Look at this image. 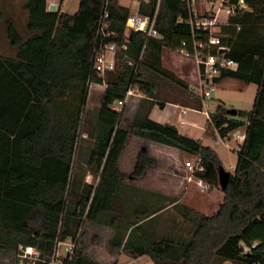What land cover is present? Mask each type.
<instances>
[{
	"label": "trees",
	"instance_id": "16d2710c",
	"mask_svg": "<svg viewBox=\"0 0 264 264\" xmlns=\"http://www.w3.org/2000/svg\"><path fill=\"white\" fill-rule=\"evenodd\" d=\"M243 1L247 9H236L220 27L228 48L224 58L237 67L221 70L213 83L233 78L254 84L253 105L249 111L237 110L239 119H234L219 104L205 129L214 135L216 128L225 136L245 127L224 189L218 183L220 161L211 146L149 118L153 106L163 108L166 102L202 108L203 98L162 65V49H178L191 35L182 0H160L155 27L164 39L151 38L145 47L142 34L126 26L129 7L108 0L109 29L115 35L103 42L117 46L118 62L102 77L92 71V62L103 0H78L72 15L47 11L46 0H23L22 30L15 23L19 16L0 5V36L10 46L7 54H0V264H9L4 261L9 255L16 264L30 261L21 257L28 246L37 251L34 264H48L56 237L73 238L80 227L70 264H98L87 253V239L95 237L91 229L101 214L111 216V226L116 224L122 181L118 163L129 134L198 158L203 169L193 175L221 189L223 197L214 212L197 215L188 239H157L138 227L128 234L113 228L111 253L146 255L152 264H264V0ZM156 4L142 2L139 13L152 15ZM88 81L104 88L94 113L86 110ZM131 83L146 98L124 121L128 106L121 112L111 106L124 99ZM85 111L92 119L84 121ZM83 125L89 127L83 131L86 137H81ZM155 163L147 151L138 152L132 175L141 176ZM87 173L97 178L95 184L84 180Z\"/></svg>",
	"mask_w": 264,
	"mask_h": 264
},
{
	"label": "crops",
	"instance_id": "0c3cea01",
	"mask_svg": "<svg viewBox=\"0 0 264 264\" xmlns=\"http://www.w3.org/2000/svg\"><path fill=\"white\" fill-rule=\"evenodd\" d=\"M119 3L123 6H126L121 2V0H119ZM46 5L47 11H49L48 7L50 5H55V3L51 2L50 0H46ZM55 11H57V6ZM19 15L20 17L23 15L22 11H20V14L17 16ZM9 50L10 46L5 39V36L1 35L0 52H9ZM161 58L163 67L176 74L177 77L182 79L188 85L191 91L195 92L196 87H192L190 83L198 81L199 84V68L195 64L194 69L191 70V72L188 71L190 63L189 59L191 58L180 54L177 49L172 51L169 47L162 49ZM225 79L226 78L222 79L218 83H212L211 85L205 87L209 90L212 99L215 97L212 93V91L214 92V87H216ZM130 101L134 102L133 108L128 109L127 107L124 114V121L129 120L131 114L135 111L141 99L135 98L131 99ZM154 109L159 111L157 114L158 119L156 120L151 118L152 111ZM189 111L201 112V110H195L190 107L182 106L181 104L174 101L166 102L163 108H160L157 105L153 106L149 113V118L162 124L173 125L179 131L176 124L178 121H181L183 124L184 121H182V118L187 114L186 112ZM194 128V124L191 123L190 128H188L186 131L184 130L179 132L189 137L199 139L201 142L202 136H216L215 134H207L205 131L206 128H203V132L200 133V136H197L196 132H193ZM238 130L245 131V127H240ZM127 149H129V152L127 151L126 153L128 154V157H133L131 159H134V162L130 166L132 170L135 165L136 155L142 150L147 152H149L151 149L157 150L158 154H165L166 159H162L163 164L160 167L156 166L155 163L154 166H147L145 172L141 176H134L132 175V170H123L121 166V163H123L124 153ZM151 152L153 153V158H158L157 152ZM183 153L184 152L175 147L129 134L127 143L119 158L118 164L122 172V179H128L130 184L125 186L123 189L125 204L121 205V203H119V206H115V212H118L120 206L123 208V210H119V214L117 216L115 215L116 224L114 226H111L110 222L108 223L110 230H113V228H119L128 234L134 230V227H138L140 232L144 235L157 239H188V236L196 225L197 215L204 214L201 210V207L206 203L207 197L205 196L201 198L196 193H191L189 191V183L192 181V179L195 180V178L185 166V161H187L188 158L184 159ZM158 164H160V162ZM149 167L155 168L149 170ZM124 173L127 175L124 176ZM147 179H155L157 180L158 184H156L155 187L145 186ZM135 181H139V187H135L133 185V182L135 183ZM213 188L216 187H209V189L207 188L206 190L211 191ZM118 191L116 195V202H118ZM220 202L217 203V207ZM98 225H101L100 220ZM120 253H124V251L120 250L115 254L111 253L110 251L108 252L109 256L115 259ZM126 255L128 256V259L132 260L133 263L135 260H138L141 257L145 258L144 256H146L142 255L138 257H132L129 254ZM143 264H152V261L146 258L143 260Z\"/></svg>",
	"mask_w": 264,
	"mask_h": 264
},
{
	"label": "built area",
	"instance_id": "2783aa9c",
	"mask_svg": "<svg viewBox=\"0 0 264 264\" xmlns=\"http://www.w3.org/2000/svg\"><path fill=\"white\" fill-rule=\"evenodd\" d=\"M148 1L149 0H130L135 10L134 13L129 14L126 20V26L129 30L142 34L144 47L151 38L157 40L164 39V36L160 34L155 27L160 0H157L156 8L152 15H142L139 13L141 3H146ZM182 1L188 8L189 15L186 23L190 27L191 35L188 40H182L179 43L177 51L194 60L196 66L199 68L200 87L198 91L195 90V93L203 98L201 112L205 116L207 123L211 124V117L214 114V110L210 108L208 102L212 100V97L209 90L205 87L213 83V78L218 76L221 70H233L237 67L234 61L224 58V54L227 52L228 48L221 41L220 27L228 23L229 17L236 13V9L246 10L247 6L243 0H238L236 4H228L227 0ZM107 2L108 0H103L101 14L97 20L95 36L96 39L100 38V41L94 47L92 62V71L101 77L107 72L114 71L115 65L118 62L116 56L118 50L117 46L112 43L108 44L103 42L104 38L115 35L114 31L109 29V14L106 10ZM179 22H181V20H179ZM92 85L93 83L88 81V86L91 87ZM135 98H146V94L131 83L125 92L124 99L113 103L111 108L121 112L127 102ZM213 131L217 136L213 138V144L218 145L220 142L228 146V141L233 138L239 143L236 150L245 138V131H240L238 128L228 132L225 136H220L216 128H213ZM185 166L192 175L194 171L203 169L198 158H195L193 162L190 160L185 161ZM194 178L201 187V190H205L209 187L202 179L195 176ZM80 231L81 227L73 238L60 239L56 237L48 264L71 263L78 247ZM241 245L245 250L248 249L243 242H241ZM255 245L256 243L252 244V246ZM36 254L37 251L33 247H26L21 257L28 258L30 261L23 262V264H34L33 261Z\"/></svg>",
	"mask_w": 264,
	"mask_h": 264
},
{
	"label": "rangeland",
	"instance_id": "374dc122",
	"mask_svg": "<svg viewBox=\"0 0 264 264\" xmlns=\"http://www.w3.org/2000/svg\"><path fill=\"white\" fill-rule=\"evenodd\" d=\"M50 1L55 3V5L57 6V10L61 11V13L69 14V15L74 14L77 11L78 5H79L78 0H50ZM121 2L129 7L130 13H134L135 8L131 4L130 0H121ZM22 3H23V0H0V5L2 6V8L5 9V11L7 12H11L16 18L18 17L17 15L20 14ZM22 16L20 17L19 15L18 17L19 19L15 20V23L17 24L19 30H22L25 25L24 17L22 18ZM2 30L3 29L0 28V32ZM178 38H179L178 36L173 37V39H178ZM170 49L172 51L175 50V48L172 46H170ZM0 54L5 55L7 54V52H0ZM189 60H190V63H189L188 71L191 72V70L194 69L195 62L194 60H191V59ZM190 84L192 85V87H196L197 91L199 90L200 84H198V81L192 82ZM103 89H104L103 87L95 86V85H92L91 87H89L88 102H87L86 110L93 111L92 113H94V110H96L98 103L100 101ZM212 93L215 97L214 99L208 102L212 110L216 109V107L219 104H221L226 110L235 109L239 111H249L251 110L252 105H253V100H254L255 93H256V86L254 84H246L243 81L238 80V79L226 78L216 87H214V92L212 91ZM133 103L134 102L129 101L126 104L128 106V109L133 108ZM157 111H158L157 109H154L152 111L151 118L154 120L158 119L157 114L159 113V111L158 112ZM92 113L91 112L88 113L87 111H85L83 115L84 121L87 118L92 119ZM186 113L187 114L184 115L182 118V121H184V123L182 124L181 121H178V123L176 124L177 128L179 129L180 132L184 130L186 131L188 128H190L191 123H193L195 126L193 132H196V135L200 136V133L203 132L202 129L206 128L208 124L207 121L205 120V116L201 112L189 111ZM228 116L234 119H239L238 115L237 116L228 115ZM88 128L87 126L84 127L83 125V128L81 130V133H82L81 137H86V132L83 133V131L85 129L88 130ZM215 137L217 136H214V137L209 136V135L202 136V144L211 146L215 150L219 158L220 166L224 170L232 172L236 159H237L236 147L238 146L239 143L235 141L233 138H231L228 141V146H225L221 144L220 142L218 143V145H215L213 144V138ZM127 151L129 152V149H127L126 152L124 153L123 163H121V166L123 170L131 171L132 169L130 166L134 162V159H131L133 157L131 158L128 157V154H126ZM151 151H154L156 153L157 150L151 149L148 152V155L153 158L154 156ZM157 157L158 158L156 159L153 158V159L156 161V166L160 167L163 164L162 159L164 158L166 159V155L158 154ZM183 158L184 159L188 158V160H190L191 162L194 161V157L186 153H183ZM159 162L160 164H158ZM154 168L149 167V170H152ZM125 173H124V176L127 175ZM84 180L86 182H91L94 184L97 182V178L93 177L90 173H87V175H85ZM129 184H130V181L128 179H125V178L122 179L121 184L119 186L118 202H116V205L119 206L120 205L119 203H121V205L125 204L124 203L125 196L123 195V189L125 186ZM156 184H158L157 180L147 179V183L145 186L155 187ZM133 185L135 187H139L140 186L139 181H135V183L133 182ZM188 189L191 193H196L201 198L205 196L207 197L206 203L202 205L201 207V210L204 214H211L212 212H214V210H216L217 208V203L220 202L223 197V193L221 189H219L218 187L213 188L211 191H207L206 189L201 190V187L197 184L196 180L194 179L190 181ZM119 210H123V208L120 206ZM118 212L116 211L117 213L115 214L116 216L119 214ZM110 217L111 216H109L108 214L106 215L102 214L100 216L101 225H98L97 227L98 229L97 228H95V230L91 229V233H92L91 235H95V237L93 236L88 237L87 253L92 259L96 260L98 264H132L133 263L132 260L128 259V256L126 255L127 253L125 251L124 253H120L116 257V259L110 257L108 254L109 252L108 240L110 239L111 234H112L111 230L108 227L109 226L108 223L110 222ZM144 257L145 258L141 257L140 259L135 260L133 264H143V260L146 258L151 261V259L148 256H144ZM4 261L8 262L9 264H16L14 262L13 255L7 256L6 258H4Z\"/></svg>",
	"mask_w": 264,
	"mask_h": 264
},
{
	"label": "water",
	"instance_id": "95a60500",
	"mask_svg": "<svg viewBox=\"0 0 264 264\" xmlns=\"http://www.w3.org/2000/svg\"><path fill=\"white\" fill-rule=\"evenodd\" d=\"M56 6L55 5H50L48 7L49 12H55ZM227 114L230 116H236L237 115V110L235 109H229L227 111ZM229 171L224 170L221 166L218 168V183L221 187V189H224L228 179H229Z\"/></svg>",
	"mask_w": 264,
	"mask_h": 264
}]
</instances>
